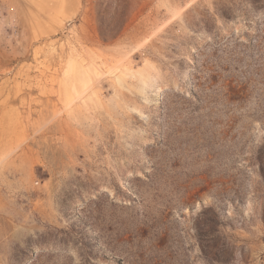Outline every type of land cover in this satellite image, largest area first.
I'll return each instance as SVG.
<instances>
[{
  "label": "rangeland",
  "instance_id": "obj_1",
  "mask_svg": "<svg viewBox=\"0 0 264 264\" xmlns=\"http://www.w3.org/2000/svg\"><path fill=\"white\" fill-rule=\"evenodd\" d=\"M0 0V264H264V0Z\"/></svg>",
  "mask_w": 264,
  "mask_h": 264
},
{
  "label": "trees",
  "instance_id": "obj_2",
  "mask_svg": "<svg viewBox=\"0 0 264 264\" xmlns=\"http://www.w3.org/2000/svg\"><path fill=\"white\" fill-rule=\"evenodd\" d=\"M253 2H256L255 0Z\"/></svg>",
  "mask_w": 264,
  "mask_h": 264
}]
</instances>
